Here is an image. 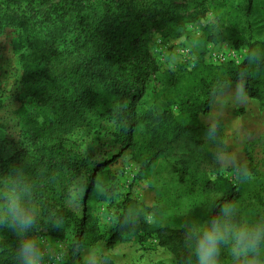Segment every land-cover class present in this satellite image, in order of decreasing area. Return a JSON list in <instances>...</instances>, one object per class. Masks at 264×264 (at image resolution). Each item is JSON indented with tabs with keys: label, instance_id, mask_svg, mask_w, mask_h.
<instances>
[{
	"label": "trees",
	"instance_id": "1",
	"mask_svg": "<svg viewBox=\"0 0 264 264\" xmlns=\"http://www.w3.org/2000/svg\"><path fill=\"white\" fill-rule=\"evenodd\" d=\"M34 5L35 0H0V14L10 13L7 22L11 25L29 16L46 27L51 40L65 44L72 36V41L62 50L55 46L32 53L21 65L19 101L29 100L32 111L22 105L16 112L22 147L0 162V180L13 168L24 174L30 188L29 203L38 209L37 222L27 235L33 237L37 232L60 241L73 235L72 262L83 264V250L100 242L112 246L126 228L134 233L146 231V214L157 212L127 198L114 234L106 240L99 233L92 209L95 203L111 199L114 187L97 185L95 176L102 164L67 145V138L93 117L113 123L114 131L108 135L120 154L112 161L127 151L140 174L165 161L168 173L180 185L201 176L202 190L211 199L201 221L214 216L212 205L221 201L236 205L241 223L253 218L251 204L242 195L241 180L254 174L255 168L250 160L242 166L235 186L220 176L209 179L218 175L219 157L228 149L220 126L202 125L199 116L210 112L211 102L227 85H238L247 97L264 103L261 79L245 73L252 59H257L262 43L246 41L243 30L232 21L207 29L198 40L200 45L228 40L236 49L246 46L244 62L203 65L205 75L178 102L176 114L172 109L138 113L135 107L159 69L149 50L151 33L164 39L187 38V26L207 13L216 17L230 13L233 6L229 0H38ZM101 162L103 166L111 163L104 157ZM88 181L92 184L87 185L84 198L69 205L75 183ZM94 188L99 189L97 195H92ZM183 226L155 227L158 245L170 252L177 264H189L190 256L195 260ZM2 229L0 264H19L15 255L19 237L8 235L7 227ZM226 248L222 246L219 264H236L231 249L227 255ZM255 260H264V245Z\"/></svg>",
	"mask_w": 264,
	"mask_h": 264
},
{
	"label": "rangeland",
	"instance_id": "2",
	"mask_svg": "<svg viewBox=\"0 0 264 264\" xmlns=\"http://www.w3.org/2000/svg\"><path fill=\"white\" fill-rule=\"evenodd\" d=\"M229 2L233 6L230 13L216 17L209 12L204 19L188 25L187 38L164 39L159 33H151L149 50L159 69L144 98L135 102L138 113L147 110H174L182 97L188 95L189 89L205 75L203 65L215 66L228 61L238 65L244 62L248 50L246 46L236 49L232 41L228 40L216 44L198 43L207 29L226 26L227 21L234 22L242 29V35L249 43H262L258 48L257 59H252L245 73L261 79L259 89L264 97V0ZM37 5L38 0H35L34 6ZM22 6L25 4L22 3ZM10 17V13L6 11L0 14V162L22 147L17 110L23 105L28 111H32L29 100L19 101L22 63L32 53H38L43 48L58 46L62 50L70 43L69 40L72 41V36L65 40V44L60 40H51L46 27L29 20V16H26L27 20L18 21L14 25L7 22ZM199 120L202 125H219L222 141L228 149L227 153L219 157L218 175H210L209 179L214 180L216 176H220L235 186L240 182L239 169L250 160L255 173L246 175L241 183L242 195L245 202L251 204L254 216L244 220V223L264 215V103L247 97L238 85H227L211 102L210 112L200 115ZM113 131L111 121L93 117L87 126L67 138L68 147L102 164L95 176L96 184L114 187L113 197L106 202L95 203L92 209L98 221L99 233L106 240L114 234L122 215L123 202L127 198L146 207L152 206L157 212L146 214V231L134 233L126 228L112 246L100 242L93 248L83 250L80 259L83 264H177L173 255L158 245L155 227L187 225L192 220L205 217L211 199L210 194L202 190L201 182L204 179L197 175L195 181L180 185L168 173L165 161H159L155 169L140 174V167L127 151L122 152L116 161H112L115 155L120 154L108 135ZM102 157L109 159L111 163L103 166ZM113 176L116 180L111 179ZM77 184L84 187L82 194L74 191ZM91 184L92 181L76 182L72 189V201L68 204L83 199ZM98 192L99 189L94 188L92 195H97ZM217 204L219 203L212 205L213 215L218 211L213 208ZM132 220L133 217H130L129 222ZM2 232L0 227V236ZM7 234L17 235L11 228ZM33 238L39 242L46 264H76L72 262L73 235L60 241L36 232ZM226 253L230 255V246H227ZM255 261L256 264H264V260Z\"/></svg>",
	"mask_w": 264,
	"mask_h": 264
},
{
	"label": "clouds",
	"instance_id": "3",
	"mask_svg": "<svg viewBox=\"0 0 264 264\" xmlns=\"http://www.w3.org/2000/svg\"><path fill=\"white\" fill-rule=\"evenodd\" d=\"M23 176L22 170L13 168L0 180V227L11 228L19 237L15 251L19 264H46L39 242L27 235L37 222L38 209L29 203L30 188ZM74 191L82 194L84 187L77 184ZM213 208L218 209L214 216L183 226L195 257L193 261L190 256L189 264H219L222 246H230L236 264H256L257 250L264 245V215L241 223L235 204L223 202Z\"/></svg>",
	"mask_w": 264,
	"mask_h": 264
}]
</instances>
